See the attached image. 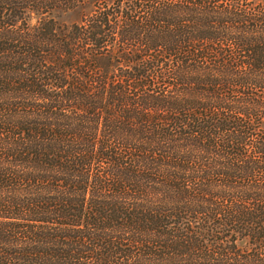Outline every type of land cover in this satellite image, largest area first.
<instances>
[{
    "label": "trees",
    "instance_id": "16d2710c",
    "mask_svg": "<svg viewBox=\"0 0 264 264\" xmlns=\"http://www.w3.org/2000/svg\"><path fill=\"white\" fill-rule=\"evenodd\" d=\"M0 264H264V0H0Z\"/></svg>",
    "mask_w": 264,
    "mask_h": 264
},
{
    "label": "rangeland",
    "instance_id": "374dc122",
    "mask_svg": "<svg viewBox=\"0 0 264 264\" xmlns=\"http://www.w3.org/2000/svg\"><path fill=\"white\" fill-rule=\"evenodd\" d=\"M76 19L75 16L71 15V16H62L59 21L65 23V24H68L70 23L71 21H74ZM34 20H32L29 24H33Z\"/></svg>",
    "mask_w": 264,
    "mask_h": 264
}]
</instances>
